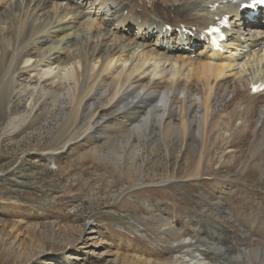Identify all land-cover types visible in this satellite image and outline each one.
Masks as SVG:
<instances>
[{
    "label": "bare ground",
    "instance_id": "1",
    "mask_svg": "<svg viewBox=\"0 0 264 264\" xmlns=\"http://www.w3.org/2000/svg\"><path fill=\"white\" fill-rule=\"evenodd\" d=\"M224 1L133 0L129 5L126 0H0V120L5 123L0 133L12 137L13 130L26 121L36 106L38 109L36 104L41 102L31 93L38 86L42 107L47 106L45 117L54 115L58 120L54 136L35 149L42 154L70 149L77 138L89 139L96 145L78 152L80 160L103 162L114 171L124 169L130 180L138 175L131 171L142 155L144 143L158 139L169 154L167 143L171 138L181 147L188 137L194 138V143L199 144L196 153L193 151L198 159L187 177H200L210 166L211 173L207 175L222 196L224 207L219 214L208 211L220 222L217 237L211 231L207 233L208 240L217 243L210 241L203 248L197 239L182 238L176 246L192 245L198 259L192 263L181 257L174 260L207 264L201 255L212 254L220 264L222 260L264 264V199H257L251 188L236 179L228 178L226 188H222L221 180L216 178L218 170H229L236 161L264 171V101L253 99V95L264 92L251 95L249 89L253 82H264V50L260 49L259 55L251 50L264 45V26L258 21L260 13L246 18L239 5ZM3 4L6 8L1 10ZM214 4L218 7L213 8ZM226 15L232 26L226 33L235 37L238 44L232 45L240 48L236 54L207 52L206 46H201L203 50L192 59L183 48L171 47L175 52L181 49V54L172 55L170 50H157V43L147 50L140 41L154 34L163 39L177 35L183 41L185 33H178V29L200 31ZM134 26L135 34L131 33ZM159 27H163L162 31ZM197 41L198 37L187 44L183 42L188 47L186 51L192 50L191 44ZM243 47L246 50L240 52ZM250 51L253 53L248 56ZM24 76L29 78V89H24L20 97L30 93L32 99L28 98L23 113L9 114L18 85L13 79ZM228 93H232L229 101ZM84 118V129H77ZM109 120L117 122L119 131L117 142L106 150L104 143L99 144L97 129ZM245 136L251 138L248 151L243 154L239 147L242 156L234 162L225 158L220 163L217 159L211 164L206 161L210 153L220 159L222 154H232L235 140ZM217 163L220 167L214 168ZM231 195L232 201H227ZM230 229H236L245 246L232 254L226 253L228 249L218 240L226 232V243ZM85 231L84 227L79 239L87 235ZM99 242L98 247H102Z\"/></svg>",
    "mask_w": 264,
    "mask_h": 264
},
{
    "label": "rangeland",
    "instance_id": "2",
    "mask_svg": "<svg viewBox=\"0 0 264 264\" xmlns=\"http://www.w3.org/2000/svg\"><path fill=\"white\" fill-rule=\"evenodd\" d=\"M126 2L133 4V0ZM5 8L3 4L1 10ZM159 28L162 31L163 27ZM135 30L132 28L131 33L135 34ZM159 36L156 40L152 36L140 41L151 50ZM167 42L163 43L166 48L173 39ZM155 48L159 49V42ZM178 52L181 54V49ZM196 56L193 52L192 59ZM26 77L13 79L14 85H18L9 114L23 113L32 99L30 93L20 97L24 89H29ZM37 91L38 86L31 93L41 103L36 104L38 109L36 106L25 124L18 125L10 138L8 133H0V264H155L156 261L187 264L198 259L195 254L198 251L192 245L177 247L182 238L197 239L203 248L205 243L215 242L208 240L207 233L211 231L217 237L220 222L208 211L219 214L224 203L207 175L211 173L210 166H206V174L200 177H187L198 159L195 148L199 144L194 143V138L188 137L182 147L171 138L167 143L169 154L158 139L144 143L142 155L137 157L135 169L131 171L138 175L130 180L124 169L114 171L103 162L80 160L78 152L96 145L89 139L77 138L70 149L42 154L35 149L54 136L58 120L54 115L45 117L47 106L42 107L44 101ZM255 97L256 102L264 101V96ZM226 99L231 100L232 93ZM34 118L41 119L33 122ZM86 122L87 118L82 119L77 129H84ZM4 127L5 123L0 120V132ZM97 130L99 144L104 143L106 150L117 142V122L109 120ZM250 141L246 136L236 139L232 154H222L220 159L210 153L206 161L211 164L217 159L220 163L225 158L234 162L242 156L241 149L243 154L248 151ZM124 159L127 165L125 156ZM219 163L214 168H219ZM235 163L229 170H218L216 178L222 182L220 187L226 188L227 179L233 178L251 188L257 199H264V171L245 165V161ZM233 197L226 200L232 201ZM84 227L87 235L79 239ZM234 230H228L226 243V232L218 237L229 254L245 247ZM99 241L102 247H98ZM201 256L207 264H220L212 254ZM178 257L185 258L187 263L175 261ZM231 262L222 260V264Z\"/></svg>",
    "mask_w": 264,
    "mask_h": 264
},
{
    "label": "snow or ice",
    "instance_id": "3",
    "mask_svg": "<svg viewBox=\"0 0 264 264\" xmlns=\"http://www.w3.org/2000/svg\"><path fill=\"white\" fill-rule=\"evenodd\" d=\"M253 3L254 4H261V5H264V0H253ZM246 6H248V5H246V4H241L240 5V8H241V10L244 8V7H246ZM210 31H215V29H210ZM254 91H256L257 89H253Z\"/></svg>",
    "mask_w": 264,
    "mask_h": 264
}]
</instances>
